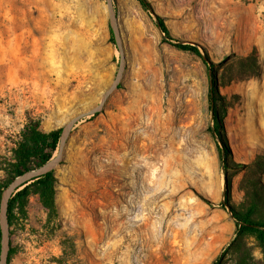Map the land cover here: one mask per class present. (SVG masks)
Returning a JSON list of instances; mask_svg holds the SVG:
<instances>
[{
  "label": "rangeland",
  "instance_id": "1",
  "mask_svg": "<svg viewBox=\"0 0 264 264\" xmlns=\"http://www.w3.org/2000/svg\"><path fill=\"white\" fill-rule=\"evenodd\" d=\"M149 1L209 63L165 39L139 0H114L123 79L66 143L57 220L34 193L17 215L9 264H59L65 238L76 264H212L223 252L235 263L236 221L221 203L230 181V203L245 205L247 166L264 153V0ZM111 37L106 0H0V182L30 120L51 131L101 101L121 58ZM249 56L256 75L244 74ZM214 81L224 141L211 130Z\"/></svg>",
  "mask_w": 264,
  "mask_h": 264
},
{
  "label": "trees",
  "instance_id": "2",
  "mask_svg": "<svg viewBox=\"0 0 264 264\" xmlns=\"http://www.w3.org/2000/svg\"><path fill=\"white\" fill-rule=\"evenodd\" d=\"M146 10H151L152 6L149 0H139ZM157 23L164 34V38L168 41H175L174 45L182 50L192 51L203 58L208 64V56H205L200 46L192 41L175 39L171 30L168 28L162 16L157 15ZM114 41V38L111 37ZM242 68L245 69V75H256V59L253 56L240 60ZM213 69V68H211ZM214 83L210 87V108L214 125L211 128L213 134L219 141H224L225 137L221 133L223 127V116L217 109V97ZM98 115V114H96ZM94 115V116H96ZM92 116V117H94ZM62 128L51 131H44L40 128L38 121L30 120L21 133L20 139L17 141L13 149V159L9 161L6 168L7 176L4 181L0 182V200L3 190L18 175L27 170L39 167L48 162L58 151L59 141ZM225 146L219 147V154L222 159L223 168L227 169V156ZM249 176L244 180L242 187L245 191L244 206L237 207L230 203V181L225 192V200L221 203L231 208L232 217L236 221V236L229 245V248H235L237 258L234 264H264V183L262 182L261 173L264 170V153L257 156L252 165L247 166ZM56 182L57 177L55 171H51L23 189L16 192L11 198L8 208L9 223L12 226L17 215L26 214L29 197L31 194H38L42 205L47 210L48 224L54 223L59 216V209L56 202ZM12 233V232H11ZM252 236L258 242L261 248L263 259L256 261L251 253V248L245 242V238ZM1 241V229H0ZM62 254L56 258L59 264H76V244L72 238L62 240ZM1 247V246H0ZM14 253L11 247L9 261ZM225 252L221 253L212 264H222Z\"/></svg>",
  "mask_w": 264,
  "mask_h": 264
},
{
  "label": "water",
  "instance_id": "3",
  "mask_svg": "<svg viewBox=\"0 0 264 264\" xmlns=\"http://www.w3.org/2000/svg\"><path fill=\"white\" fill-rule=\"evenodd\" d=\"M106 4L109 14V26L113 34L114 42L121 55L119 68L116 73V76L109 88L103 93L101 101L97 105L88 110L76 114L75 116L70 118L67 123L62 127L57 155L53 156L45 164L27 170L24 173L16 176L3 190L0 200V264H9V254L11 250V226L9 223L8 208L11 198L16 194V192L23 189L26 185L30 184L41 176L55 170V168L63 160L64 149L73 129L80 121H82L86 117L94 116L102 112L107 100L109 99L111 94L119 88L120 83L123 79V75L127 66V59L118 23V16L114 7V0H106ZM151 12L155 17H157L158 14H156L153 9H151ZM227 208L230 214L232 215L231 208L229 206H227Z\"/></svg>",
  "mask_w": 264,
  "mask_h": 264
}]
</instances>
